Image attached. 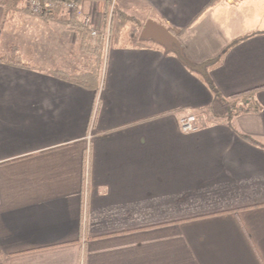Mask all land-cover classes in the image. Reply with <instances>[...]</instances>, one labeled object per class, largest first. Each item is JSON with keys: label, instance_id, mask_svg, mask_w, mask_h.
Listing matches in <instances>:
<instances>
[{"label": "crops", "instance_id": "1", "mask_svg": "<svg viewBox=\"0 0 264 264\" xmlns=\"http://www.w3.org/2000/svg\"><path fill=\"white\" fill-rule=\"evenodd\" d=\"M118 6L173 40L113 31L96 89L58 74L91 67L67 15L0 6L30 65L0 61V264H264V0ZM102 8H78L94 37ZM250 89L260 109L225 119Z\"/></svg>", "mask_w": 264, "mask_h": 264}, {"label": "trees", "instance_id": "2", "mask_svg": "<svg viewBox=\"0 0 264 264\" xmlns=\"http://www.w3.org/2000/svg\"><path fill=\"white\" fill-rule=\"evenodd\" d=\"M25 1L26 0H0V6L4 9V22L11 21L15 18L16 13L18 11H27L25 8ZM52 3L53 12L52 14H38L37 16L43 19H53L64 17L63 22L64 24L74 30L82 40V48L84 53L91 57V67L88 71L79 74H69L65 71L59 73L54 71L55 73L60 74L63 78L72 79L74 81H78L81 84L89 86L93 89H96L98 86V82L101 77V71L103 68V44H104V36L103 33L107 28L109 22V10L113 6L115 8V13L112 15L110 19V36L112 35L113 31L120 32L125 27L130 26L131 24H135L136 28H133V31L137 30V33L142 28V25L137 23L138 19L134 17L132 14L126 13L124 10L120 9L115 5L113 0H92V1H101L103 4L102 13H101V25H100V33L94 37L91 36L90 29L87 25H85L81 20H78L75 16V12L71 14H67L66 11L63 9V5L67 1H71L74 3L76 10L79 6L87 0H45ZM170 45V44H166ZM174 48L176 52H180V45L177 44L176 46H171ZM0 61H5L15 65L21 66H30L26 63L23 58L21 57L19 48L17 45H10V47L3 51L0 50ZM184 63L194 66L184 59ZM217 96L219 94L215 92ZM224 104V111L222 116L231 121L236 115L250 112V111H258L260 109L259 103L254 98L253 89L241 91L235 93L228 97L227 99L223 100ZM213 111V105L209 106L206 109V112L209 113ZM198 120V119H197ZM249 138L248 136H245ZM250 139V138H249Z\"/></svg>", "mask_w": 264, "mask_h": 264}, {"label": "built area", "instance_id": "3", "mask_svg": "<svg viewBox=\"0 0 264 264\" xmlns=\"http://www.w3.org/2000/svg\"><path fill=\"white\" fill-rule=\"evenodd\" d=\"M115 2V0H113ZM26 4L28 9L33 14H52L53 6L52 3L45 0H26ZM63 9L67 14H71L75 12V16L80 19L85 25L89 26L92 35H96L98 33L99 28L94 25V19L90 15L83 14L79 9L76 10L74 3L71 1H67L63 5ZM115 13V8L112 6L109 10V22L106 30L103 33V36L106 40L110 37V19L112 15ZM180 125L182 130L190 131L198 127L199 122L193 114L186 113L180 117Z\"/></svg>", "mask_w": 264, "mask_h": 264}, {"label": "rangeland", "instance_id": "4", "mask_svg": "<svg viewBox=\"0 0 264 264\" xmlns=\"http://www.w3.org/2000/svg\"><path fill=\"white\" fill-rule=\"evenodd\" d=\"M115 5L117 6V7H119L118 6V0H115ZM25 8H26V10L29 12V13H32L29 9H28V7H27V4H26V1H25ZM121 9V8H120ZM33 14V13H32ZM36 15V14H35ZM138 19V18H137ZM142 20H144V19H138V21H137V23L139 24V25H143L142 26V28H139L140 30H142V32L144 31V32H146V34H150V35H154L155 33V31L152 29V25H151V23H148L149 21H142ZM151 22V21H150ZM153 23V22H152ZM126 28H129V29H131L132 31H133V28L135 29L136 28V26H135V24H131L130 26H127V27H125L124 29H126ZM123 29V30H124ZM140 30L138 31V32H140ZM168 30V29H167ZM137 31V30H136ZM135 30L133 31V32H136ZM137 32V33H138ZM171 34V33H170ZM131 35V34H130ZM133 35H135L134 33H132V36L131 37H133ZM103 51H104V49H103ZM190 114H193V113H190ZM194 116H196L195 114H193ZM196 118H197V116H196Z\"/></svg>", "mask_w": 264, "mask_h": 264}, {"label": "water", "instance_id": "5", "mask_svg": "<svg viewBox=\"0 0 264 264\" xmlns=\"http://www.w3.org/2000/svg\"><path fill=\"white\" fill-rule=\"evenodd\" d=\"M151 23L152 25V29L155 31L154 35L163 43H169L171 40H173L171 34L168 32V30L165 27H162L160 25L154 24L152 22H148ZM143 34L145 35L146 32L143 31Z\"/></svg>", "mask_w": 264, "mask_h": 264}]
</instances>
